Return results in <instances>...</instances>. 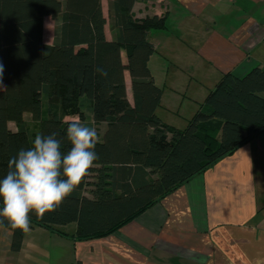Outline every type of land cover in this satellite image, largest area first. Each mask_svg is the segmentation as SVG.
<instances>
[{
  "label": "trees",
  "instance_id": "trees-1",
  "mask_svg": "<svg viewBox=\"0 0 264 264\" xmlns=\"http://www.w3.org/2000/svg\"><path fill=\"white\" fill-rule=\"evenodd\" d=\"M137 1L146 0H108L107 39L101 0H0V178L37 133L63 138L66 117H79L99 136L89 174L55 211L42 219L30 213L31 228L75 240L105 236L264 132L260 67L240 77L223 73L184 129L159 117L162 87L149 69L155 48L148 34L164 28L165 17H134ZM45 16L55 22L51 43L43 41ZM82 97L93 125L84 123ZM69 147L65 139L62 150ZM71 223L72 234L60 228ZM0 228L10 232V251L17 253L24 232Z\"/></svg>",
  "mask_w": 264,
  "mask_h": 264
},
{
  "label": "crops",
  "instance_id": "crops-1",
  "mask_svg": "<svg viewBox=\"0 0 264 264\" xmlns=\"http://www.w3.org/2000/svg\"><path fill=\"white\" fill-rule=\"evenodd\" d=\"M132 12L165 17L148 34L165 123L160 109L186 111L192 102L193 114L223 73L264 69V0H146ZM125 85L132 101L128 73ZM10 239L0 228V264H264V132L105 236L75 240L35 226L17 253Z\"/></svg>",
  "mask_w": 264,
  "mask_h": 264
},
{
  "label": "clouds",
  "instance_id": "clouds-1",
  "mask_svg": "<svg viewBox=\"0 0 264 264\" xmlns=\"http://www.w3.org/2000/svg\"><path fill=\"white\" fill-rule=\"evenodd\" d=\"M3 70L0 64V90H4ZM58 137V132L37 133L30 148L10 158L8 171L0 178V226L28 233L30 213L42 219L55 211L89 174L99 158L94 151L99 141L97 130L72 117L64 137ZM65 139L70 144L66 152L62 150Z\"/></svg>",
  "mask_w": 264,
  "mask_h": 264
},
{
  "label": "rangeland",
  "instance_id": "rangeland-1",
  "mask_svg": "<svg viewBox=\"0 0 264 264\" xmlns=\"http://www.w3.org/2000/svg\"><path fill=\"white\" fill-rule=\"evenodd\" d=\"M54 29H55L54 20H52L50 17H47L44 20V23H43V41L45 43H51L52 42ZM165 93L169 94L171 98L173 97V93L172 92H165ZM200 95H201V93H200ZM177 98H178V96L176 95V99ZM186 102H189V101L188 100H184V104L182 105L181 108H184L186 106V104H187ZM192 104H193L192 102H189L187 104L186 111L180 110L179 112H175V110L174 111L170 110V112H169L167 110L163 111V109H160V112L162 111L161 115H162V117H164L163 119L168 121L167 123H171L169 121H172V122L175 121V123H176L175 124L176 125L175 128L184 129V127H186V124H187V119H189L191 117V115H192L191 114L192 112H189V109L192 107ZM88 105H89L88 104V99L86 101V98L82 97L81 98V109H82V111L85 114L84 123L93 125L92 124L91 113H90V111H88ZM51 106H53V104H51ZM188 113H190V114H188ZM73 117H76V116H73ZM70 118H72V117H66L65 119H70ZM24 119L28 123V127L30 129L36 130L37 125H36V123L34 121L31 120V118H30V116L28 114L24 115ZM9 126H10L11 129H15V126H14L13 123H9ZM170 126H171V124H170ZM60 228L62 230H64V231L70 232V231H72L75 228V224L71 223V224H68V225H65V226H61ZM29 255H30V252L26 253L25 257L27 258V256H29Z\"/></svg>",
  "mask_w": 264,
  "mask_h": 264
}]
</instances>
